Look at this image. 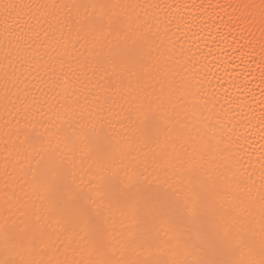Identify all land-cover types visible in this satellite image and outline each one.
<instances>
[{
  "label": "snow or ice",
  "instance_id": "obj_1",
  "mask_svg": "<svg viewBox=\"0 0 264 264\" xmlns=\"http://www.w3.org/2000/svg\"><path fill=\"white\" fill-rule=\"evenodd\" d=\"M179 7L0 0V27L16 37L0 59L8 264H264V191L220 148L207 102L176 85ZM258 66L264 85V53ZM259 138L264 150V111ZM229 141L239 145L235 128ZM199 169L195 199L182 196Z\"/></svg>",
  "mask_w": 264,
  "mask_h": 264
},
{
  "label": "bare ground",
  "instance_id": "obj_2",
  "mask_svg": "<svg viewBox=\"0 0 264 264\" xmlns=\"http://www.w3.org/2000/svg\"><path fill=\"white\" fill-rule=\"evenodd\" d=\"M18 2L29 3L36 0ZM59 2L95 3L99 0ZM130 2L150 4L162 3L164 0ZM166 2L180 6L178 11L173 9L169 13V18L174 19V22L168 25L171 38L176 42L179 57L178 64L173 62L176 85L181 87L187 84L189 95L186 99L191 103L207 102L205 115L214 125L219 117L223 125L220 148L225 155L231 153L239 160V168L236 169L238 175L252 177L255 181L252 192L258 198L264 191L260 182V169L264 163L261 156L264 150L260 147L259 138L261 112L264 111V104L261 103L264 101V95H261V88L264 85L260 82L261 67L258 66L264 53V49L261 48L264 44L261 29V13L264 11L261 5L264 4V0H166ZM154 15H156L154 10L148 9L149 18ZM159 15L163 17L164 13ZM249 16L250 24L246 19ZM157 30V27H153L154 32ZM159 31L163 35V22L159 24ZM15 40V36L5 34L0 27V59L3 57L4 45L9 41L15 43ZM69 49L71 50V45ZM82 52H85V49L77 45L75 55L80 56ZM72 63L74 65L75 61L72 60ZM2 125L3 120L0 119V185L4 167V142L7 139ZM233 128L240 136L239 145L229 141ZM12 140L14 141L15 137ZM212 143L215 144L216 140L213 139ZM22 166L27 167L28 161L24 160ZM204 175L203 169L194 172L192 184L187 189H181V195L192 196L195 199V189L198 187L196 181ZM12 223L20 226L21 218L13 216ZM4 227L5 220L0 215V229ZM259 239L257 235V243ZM11 259V256L0 249V264H8Z\"/></svg>",
  "mask_w": 264,
  "mask_h": 264
}]
</instances>
